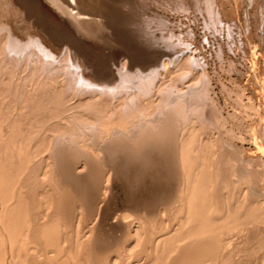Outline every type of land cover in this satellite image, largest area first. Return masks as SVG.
I'll return each mask as SVG.
<instances>
[{"label": "rangeland", "instance_id": "374dc122", "mask_svg": "<svg viewBox=\"0 0 264 264\" xmlns=\"http://www.w3.org/2000/svg\"><path fill=\"white\" fill-rule=\"evenodd\" d=\"M38 1L41 4L40 13H39L38 8L35 6H32L29 9L30 16L33 17V19H35L37 24L39 23L38 25H45L47 23V25H48L50 23V21L47 20L48 18H45L44 15H48V17L52 16L51 18H53V20L55 22H58V18L56 16V14H54L50 10V8L44 2V0H38ZM156 1H159V0H155V3H153V5L150 6V9L145 13L146 17H144V18H147L146 20H148V19H150V17H152L154 19V22H153V19L151 18V21L153 22V24H150V25L146 24L145 25L146 20L144 18L142 19L143 21L140 24V29H143V32L145 31L144 33H146V29L150 30L147 33L150 32L148 35L151 34L150 35L151 37L150 36L147 37L145 34V37L148 39L150 38L149 39L150 41L145 38L147 41H140L142 43V45L140 42H138L139 44L137 47V50L139 51L141 57L146 58L147 56L144 54H147V55L152 54L150 56V59L153 62L151 60H149V62L147 63L146 61H144L143 58H141L140 56H137V58L139 60L136 59L137 63L135 65V67L132 69L135 72L137 70V68H140V66H147V65L149 66V64L152 67L151 69L155 68L156 72L154 70V72H155V73L153 72L154 76L152 74H151L152 76L150 78L148 76L149 81H150V79H151V81L153 80L152 82L155 81L154 83L151 82V85L154 84L153 85L154 87L151 86L152 88H150V85H149V88H150L149 91H147L149 88L144 89L146 92L144 90L143 91L137 90L136 86L138 83L137 84L134 83L136 86H132V85H134V84H132L133 81L138 82L137 79H140V78L137 77L138 75L136 76L137 73L134 74V72L129 70L127 72L128 73L131 72L132 74L131 73L121 74L124 76L123 78H121V80L123 79L122 82L125 80L124 81L125 83H123V86L125 84V86H124L125 88L123 87L124 91L122 90V87L119 88V86H118L122 83H119L118 85L114 83L116 89L119 92L115 89L114 86H111V88L109 87L111 89V90H108L109 92L106 90L107 88H104L106 91H104L103 89H101L102 91L101 90L98 91L99 89L96 90L99 93L98 92L95 93L96 91L92 92V94H91V95H93L92 98L94 101L96 100L95 102L92 100V102H94L96 104L99 101L98 102L99 104L97 103V105H95L94 103H92V104L89 103V105L87 103H86V105L84 103H83V105L82 104L81 105H74L73 103H71L73 101H71L70 104L69 103H66V104L61 103L63 105L65 104L64 105L65 107H64L61 104H59L60 106H58L56 103L55 104L50 103V102L47 103V102H43V101L37 103V100L33 101L34 98H36L37 96L40 95L37 93V91H35V94L37 93L38 95H36L35 97H34V94H33V97H32V94H30V97H28L29 94L27 95V93L21 92V90H19V89H18L19 91L18 90L16 91L15 87L12 88L14 85L11 84L12 82H10L11 80H9L10 75L8 76V83L10 85L8 83L6 84V82H5V81H7V80H5V79H7V74H9L8 71L2 70L3 71L2 72L0 70V78L2 76L4 77V79H3V77L0 79V83H2L0 85V132H1L0 133V144H1L0 145V147H1L0 148V150H1L0 151V174H1L0 175V193H1L0 194V225H1L0 226V238H1L0 239V241H1L0 242V244H1L0 245V264H18V263L19 264H28V261H29V264H94V263L104 264L106 262H107L106 264H131V263L132 264H136V263L137 264H165V263L166 264H178L179 262H175L173 260L179 254L178 250L175 252L171 251L172 253H170V251L166 252L165 250L167 247L165 248L164 246L169 247V244L167 242L168 241L167 238H169L170 236L173 237V235H175L177 233L179 234L181 229H180V231L178 229L182 228L181 225L183 224V222H186V220H183V219H185V216L187 215L185 212L186 208L183 206V203H184V201H186L187 197L189 196L187 191L191 190V189H188L189 188L188 185H190L188 183L191 182V184H194L192 182V180L194 178L197 180L200 177L198 180L204 179L202 181L204 183H208V181L210 180L209 184L211 183V185L213 187L209 184H204V183L201 184L200 183L201 180L200 181L197 180L196 183L203 185V186L199 185V188L202 187L201 189H203V194L205 193L204 188H205L206 192L213 193L214 188L216 189V187L217 188L219 187L218 193H220V195H222V197H224V198L226 196V198H228L229 201H231V200L233 201L237 197L242 198V195L247 193L245 196H247L248 198H245V196L243 195V198H245V203H244L243 198L242 199L240 198L239 202L242 201V204H244V205L248 204L250 206H252V204L255 205L256 204L255 202H257V203L259 202L256 205V207L255 206L254 207L255 208L261 207L260 210L262 209L264 211V202H263L264 201V187H263L264 186V165H263L264 164V129H263L264 127H262V126H264V0H220V1L219 0H191V1L190 0H188V1L187 0H170V1L165 0V2L162 0L163 3H161V1H159L162 6L161 5L157 6L158 2H156ZM225 1H226V3H225ZM260 1H262V2H260ZM164 3L166 5H164ZM207 5H208V7H207ZM179 7L182 10H180ZM194 8H195V10H194ZM178 9H179V11H178ZM42 11H43V15L41 14ZM171 12H172V14H171ZM139 13L144 16V13L142 14V11H139L136 13L137 19H139L138 18V15H140ZM40 15L42 16V18ZM41 20H43V21H41ZM254 23L255 24L257 23V24L255 25ZM144 25L146 27L147 26L148 27L144 28ZM127 32H130V34L133 35L132 38L137 40V38L135 36L138 33V31H135V33H134L128 29ZM167 36L169 37V41L166 40V39H168ZM163 38H166V39H163ZM172 38H174V39H172ZM176 38H177V40H176ZM154 39L156 42L154 41ZM152 41H154V42H152ZM143 42H145V43H143ZM147 45H149V46H147ZM88 46H89L88 49H86L87 50L86 55L88 57L89 62H91V63L94 62V63H92L94 66L101 65V64H102L101 66H104V65L108 66L110 64V62H109L110 60H112L113 62H115L117 64L118 62H120L122 60V58L126 57L125 56L126 54L123 51H119L121 49H119L118 47L113 46L111 48L112 50L110 48H109V50H107V48L104 47L105 48V50H104L103 47H100L99 45H98L99 47H97V45L92 44V43H90ZM141 46H143L144 48L143 47L141 48ZM140 49H142V50H140ZM144 51H146V52H144ZM153 55H155V56L158 55V56L154 57ZM152 58L153 59L156 58V60H153ZM141 60H143L144 62ZM106 62H107V64H106ZM138 62L140 64H138ZM151 64H153L155 66H153ZM164 64H166L167 66ZM0 65H2V64L0 63ZM162 66H164V67L162 68ZM102 69H103L102 67H97L96 72L98 71L97 73H101ZM125 70L126 69H124V71ZM121 71H123V69ZM137 71L139 72L141 70L138 69ZM147 71L148 70H145V73H143V75L146 74ZM123 72H121V73H123ZM141 72H144V71H141ZM5 73H6V75H5ZM158 73H160V74H158ZM127 74L128 75L131 74L132 76L130 75L128 77ZM133 74L136 76V78ZM121 75H120V77H122ZM163 75L166 77H164ZM126 77H128V78L126 79ZM129 78H130V80H132L131 81L132 83L129 81ZM133 79H136V81ZM167 79L169 81H167ZM184 79H185V81H184ZM162 81H163V83H162ZM170 81H172V82H170ZM3 82H5V83H3ZM114 84H112V85H114ZM127 84H129V85L132 84V85L129 86ZM157 84L159 87L156 86ZM161 84L165 88L163 86L161 87ZM116 85L118 86V88ZM167 85H169V86H167ZM5 86H7V87H5ZM126 86H128V87H126ZM8 88H10V90ZM158 88H159V90H157ZM180 88H182V89H180ZM138 89H139V86H138ZM163 90H166L167 93L165 91L163 92ZM182 90H184V91H182ZM103 91L105 93H103ZM110 91L114 92L115 95H114V93H110ZM139 91H140V93H139ZM151 91H153V92H151ZM107 92H108V94H107ZM133 92H135V94ZM12 93L14 96H12ZM29 93H33V92H29ZM144 94H147V95H144ZM85 95H87V94H85ZM100 95H102L103 97ZM129 95H130V97H129L130 99L128 98ZM94 96H95V98H94ZM131 96H132L133 101L131 99ZM31 97H32V99H31ZM98 97L100 98L99 100L96 99ZM139 97H140V100H139ZM106 98H107V100L105 101ZM121 98H124V99H121ZM136 98H137V102L139 101L138 103L135 102ZM156 98H157V100H156ZM126 99H128V100H126ZM100 100H101V102H100ZM141 101H142V103H141ZM146 101H148V102H146ZM165 102H167V103H165ZM124 103H125V105H124ZM119 104L122 107H120ZM168 104H170V105H168ZM171 104H172V106H171ZM110 105H112L113 107ZM129 105H131V106H129ZM67 106H69V107H67ZM56 108L57 109L59 108V109L57 110ZM116 108H117V110H116ZM7 109H8V111H7ZM103 109L104 110L106 109V110L104 111ZM21 111H22V113H21ZM68 111H70V112L68 113ZM38 114H40V115H38ZM163 115H166V117H164ZM173 115H174V117H171ZM3 116H4V118H3ZM38 117L40 120L38 119ZM133 119H134V121H133ZM85 123H86V125H85ZM131 124H133V125H131ZM58 125H60V126H58ZM129 125H130V127H129ZM150 125L151 126L153 125V127H150ZM87 126H88V128H87ZM144 126H145V128H144ZM142 127H143V129H141ZM159 127H161L162 130H159L160 129ZM104 128L107 130H105ZM153 128H154V130H153ZM156 128H158V129H156ZM166 128L169 129V131ZM124 129L125 130L127 129V130L125 131ZM165 129H166V131H165ZM170 129L172 132H170ZM121 130L124 133H122ZM73 131H74V133H73ZM173 131H174V133H173ZM76 132H78V134H75ZM145 132L147 135L145 134ZM152 132L153 133L156 132V134H153ZM158 132L159 133L161 132L160 133L161 135ZM130 133L133 135L130 136L129 135ZM150 134H152V136ZM164 134H166V135H164ZM169 134H173V138H172V135H169ZM178 134H179V136H178ZM102 135H103V137H102ZM134 135H137V136H134ZM158 135H159V138H157ZM167 135H169L170 137ZM90 136H91V138H90ZM145 136L146 137L148 136V137L146 138ZM161 136H162V138H161ZM164 136L167 139V141L169 140V142L166 141ZM122 137H124V138L128 137L129 139L128 138L124 139ZM211 137H213V138H211ZM254 137L255 138L257 137V138L255 139ZM79 138L80 139L82 138L81 141ZM151 138L155 139V140H153L154 142L152 141ZM24 139H25V141H23ZM70 139H72V140H70ZM130 139L133 141H131ZM252 139L256 142H254ZM67 140H69V141H67ZM164 140L166 142H164ZM65 141H67V142L65 143ZM86 141H87V143H86ZM102 141H103V143H102ZM127 141L130 143H128ZM135 141H136V143H134ZM157 141H158V143H157ZM161 141H163L164 143L163 142L161 143ZM142 142H145V143H142ZM176 142L178 143L177 145L175 144ZM228 142H229L230 146L228 145ZM81 143H84V144H81ZM141 143H142L143 147L141 146ZM147 143H149L151 145L153 144V146L155 144V146H157L156 148L159 149V151H157V149H155V148L151 149V145H149ZM118 144H119V147H121V150L118 147ZM186 145L188 146L187 148L185 147ZM223 145H226V146H223ZM116 146L118 149L116 148ZM134 146H136L137 148ZM164 146L166 148H164ZM175 146L177 148H175ZM111 147L114 149H112ZM131 147H134L135 149L134 148L131 149ZM144 147L149 151H147ZM81 148L86 153H84L81 150ZM95 148H97V149H95ZM124 148L126 151L125 150L122 151ZM127 148L128 149L130 148V149L128 150ZM142 148L145 149V152H142ZM228 148H230V149H228ZM138 149H139L138 156L141 154L143 155L144 153L145 154L149 153L147 155L149 157V160L153 161L152 162L153 164L151 163V165L146 164L145 166H142L138 162L134 163L133 161H135V156H137ZM154 149L156 150L155 152L153 151ZM176 149H178V150H176ZM113 150H116V151L114 152ZM118 150H120V151H118ZM160 150H162L163 153L160 152ZM188 150H189V152H188ZM93 151H94V154H93ZM129 151H132V152L129 153ZM20 152H21V154H20ZM118 152H121V153L118 154ZM123 152H127L128 154L127 155L125 153L123 154ZM150 152H152L153 156L151 155ZM89 154H91L92 156L91 155L89 156ZM134 154H135V156H134ZM158 154H160V155H158ZM161 154H164V156H162ZM217 154H218V157H217ZM231 154H233V155H231ZM19 155H20V157H19ZM113 155H114V157L116 156V158H114ZM125 155L129 159L132 158L134 160L133 161L130 160L131 161L130 162L129 159H127V157ZM150 155H151V157H150ZM98 156H100V157H98ZM122 156H123V158H122ZM57 157H59V158H57ZM210 157H212V158H210ZM53 158H54V160H53ZM125 158H126V160H125ZM253 158H254V160H253ZM112 159H115V160L117 159L116 160L117 162L112 161ZM255 159H257L259 161L255 160ZM230 160L232 163L230 162ZM252 160H253V162H252ZM66 161H67V163H66ZM124 161L129 162V164L132 168L129 167L128 164H127V166L126 165L124 166V164H123ZM113 162H115V163H113ZM237 162H238V164H237ZM133 163L135 164L134 165L135 168H137V166L139 167V168H137L138 170L133 168V166H132ZM137 163L140 165H138ZM176 163H177V166H176ZM18 164L19 165L22 164V166L21 165L19 166ZM39 164H40V166H39ZM61 164H62V166H61ZM258 164H259V166H257ZM17 165L20 168L17 169ZM68 165H70V167L72 166L71 169L74 166L76 171L78 172V173L74 172L75 174L73 173L74 174L73 177H69V175L67 174L68 173L67 172ZM82 165H83V167H82ZM247 165H249V166H247ZM141 166L143 167V169ZM76 167L79 169H77ZM125 169L126 170L128 169V170L126 171ZM132 169H135L134 170L135 174H136V170L142 172V173H139L141 177L139 176L138 178H136V182L135 181L133 182V180H135V178H132V174H134ZM144 169L146 171H144ZM46 170H47V172H46ZM80 170H82L83 173H80L81 172ZM123 170H124V172H123ZM129 170H130V172H129ZM131 170H132V173H131ZM179 170H180V172L178 173ZM118 172H120V173L118 174ZM127 172H128V174L129 173L130 174L128 175ZM240 172H241V174H239ZM14 173H15V177L13 178L14 180H11L10 182H8L9 179H12V176L14 175ZM42 173H43V176H42ZM122 173H124L125 175ZM192 173H193V175H192ZM247 173L249 174V176L247 175ZM108 174H111V175H108ZM188 174H189V176H188ZM173 175L176 177H174ZM107 176H108V178H107ZM126 176L128 177V179ZM230 176H232V177H230ZM79 177H80V179H79ZM95 177L96 178L100 177V178L96 182L98 185H96V183H95L94 184L95 187H94V185L91 183V181H93L92 179ZM129 177H130V179H129ZM192 177H193V179H192ZM234 177H235V179H234ZM237 177H239V178H237ZM72 178H73V180H72ZM205 178H208V180L206 179L207 180L206 182H205ZM240 178H241L242 182L240 181ZM256 178H258V179H256ZM59 179H60V181H59ZM124 179H126V180H124ZM141 179H143V180H141ZM176 179H178V180H176ZM183 180H184V182H183ZM235 180H236V182H235ZM251 180L253 181V183H251L252 182ZM104 181H106V182H104ZM107 181H108V183H107ZM125 181H127V182H125ZM54 182L57 184V186H55L56 184ZM213 182H215V183H213ZM216 182H217V184H216ZM220 182L221 183L223 182L222 183L223 185ZM7 183H8V185H7ZM90 183L93 186L90 185ZM130 183H131V185H130ZM246 183H248V184H246ZM241 184H243V185H241ZM260 184H262V185H260ZM133 185H134V187H133ZM180 185H181V187L179 189H182V191L178 189V187ZM206 185L207 186L209 185V186L205 187ZM224 185L226 187L225 193L222 194V192H224V188H223ZM54 186H55V188L57 187L56 190H54L55 189ZM80 186H81V188H80ZM83 186H84V188H83ZM46 187H48V188H46ZM90 187H93V188H90ZM169 187L171 188V190L173 187V191L175 190L174 194L176 193V197H178L177 192L180 191L179 192L180 194L183 193L182 194L183 196H181V198H182L181 201L176 200L177 198L169 199V202L172 199H175V200H172L170 202L171 204H169V202L167 203L165 201V200H167V197L173 193V191H171ZM175 187H177V188H175ZM228 187H230V188L228 189ZM240 187H241V189L239 190ZM249 187H251V188H249ZM185 188H186V190H185ZM207 188L209 190L211 188V192L208 191ZM220 188H221V190H220ZM12 189H14V190H12ZM176 189H178V191ZM201 189H200V191H202ZM230 189H231V191H230ZM4 190L6 191V193L4 192ZM40 190H42V191H40ZM238 190H239V192H238ZM167 191H169L171 193L168 194ZM215 191H216L215 192V194H216L217 190H215ZM2 192H4V194ZM42 192H44V193H42ZM101 192H102V194H101ZM190 192H189V194H190ZM164 193H165V195H163ZM209 193H207L208 196L205 195L206 193L204 194L205 196H207V197H205V199L207 198V201H209L211 198V197H209V195L215 196V197L219 196V197H217V200H218V198L221 197L219 194L215 195L213 193L214 194L213 195V194H209ZM7 194H9V195H7ZM65 194H67V196ZM229 194L232 197H234V199L231 198ZM232 194L235 196H233ZM254 194H258V195H254ZM159 195L162 196V197H159L161 199H159L158 201H155L158 199ZM60 197L64 198V199L61 200ZM156 197H157V199H155ZM208 197H209V200H208ZM215 197L213 199L211 198V200H214ZM229 197L231 198V200L229 199ZM256 197H258V198H256ZM5 198H7V199H5ZM80 198H82V199H80ZM188 198H190V197H188ZM253 198H254V200H253ZM9 199H10V201H9ZM57 199L59 201H57ZM104 199H105V202H104ZM66 200H67V202H66ZM78 200H79V203H78ZM159 201L164 206L162 204H160ZM174 201H176V204ZM89 202H92V203L88 204ZM146 202H148L150 204H154V203H156V204H154L155 206L153 205V207H152V205H150L148 203L145 204ZM173 202L175 204L174 207L177 204H179L177 206L181 207V205H182L185 208L184 209L185 211L183 210L184 214H183V212H180L182 214L179 213L180 209H183V207H181L180 209L177 206H176V208L172 207ZM133 203L136 206L133 205ZM87 205L88 206L90 205V206L88 207ZM146 205H147V208H145ZM49 206H50V208H49ZM12 207H13V209H12ZM20 207L23 209V211ZM47 207H48V209H47ZM79 207H80V209H79ZM171 207H172V209H171ZM17 208H19L18 209L19 211H17ZM56 208H57V210H56ZM86 208H88V209H86ZM152 208H153V210H152ZM169 208L171 209V211ZM14 209H15V211H14ZM67 209H69V210H67ZM150 209L152 210V213L149 211ZM61 210L63 213L61 212ZM97 210H98V212H97ZM158 210H159V212H158ZM172 210L175 211V213L174 212L172 213ZM81 212H83V213H81ZM149 212H150V214H149ZM153 212L155 214H153ZM15 213H18V215H15ZM43 213H44V215H42ZM71 214H73L74 216ZM90 214H92V215H90ZM152 214H153V216H152ZM173 214H176L175 215L176 217L173 216ZM149 215H151V218H149L150 217ZM5 216L7 218H5ZM67 216L70 217V218H68V220H67ZM147 216H149V217L146 218ZM53 217H54V219H53ZM144 217H145V219H143ZM139 218H142V219H139ZM170 219L173 220V222ZM180 219L182 220L181 221L182 223H180L181 225L179 224ZM78 221H80L81 223ZM142 221L146 222V223L143 224ZM148 221H150V222H148ZM50 223H51V225H50ZM125 223H127V225ZM148 223L150 224L149 226H147ZM52 224H54L53 226H55V228L52 226ZM65 224L67 226H65ZM185 224L187 226V223H184V225ZM141 225H143V226H141ZM229 225H231V224H229ZM96 226H97V228H96ZM170 226H172V227H170ZM35 227H38V228H35ZM64 227H65V229H64ZM68 227L69 228L71 227L70 228L71 231L68 230ZM177 227H179V228H177ZM14 228L16 230H14ZM47 228L48 229L51 228L52 230L50 231V229H49V231H50L49 232V231H47ZM137 229H138V231H137ZM90 230H91V232H90ZM144 230H145V232H144ZM174 230H176L177 233H175L176 231H174ZM229 230H231V229H229ZM12 231H15V232L12 233ZM44 231L47 232V234ZM74 231H75V233H74ZM237 231L235 229H233L230 231V233H228L229 238L227 239V241L224 242V244H223L224 246L223 247L221 246V248L219 249V252L217 250V254L215 256L216 260H217V261L215 260L216 263L214 261L212 262L211 260H209V261H207V264H211V263L212 264H218V263L219 264H227V263L228 264H248L249 262H250V264H264V253H263L264 248H262L261 250L260 249L256 250L257 248L255 249V246H254V239L257 235L253 239V237H252L253 231L250 230L251 235L249 234L250 231H247L246 229L240 230L238 228ZM94 232H95V234H94ZM49 234L52 236L55 234V236L52 238V236H50ZM145 234H147V236ZM247 234H248V236H246ZM134 235L136 237H134ZM143 235H145V236H143ZM167 235H169V236H167ZM254 235H255V233H254ZM164 236H166V237H164ZM145 237H146V239H145ZM163 237H164V239H162L163 244H161L162 242L159 239H161ZM246 237L248 240L246 239ZM231 238H232V240H231ZM250 239H253V240H250ZM51 240H53L54 243L52 241V244H49L51 242ZM99 240H100V242H99V244H97ZM165 240H167V241L165 242ZM47 241H50V242H47ZM95 241H96V243H95ZM157 241H159L158 245L156 244ZM228 241H229V243L230 242L231 243L228 244ZM149 242H150V244H149ZM151 242H153L155 244H152ZM250 242L251 243L253 242V243L250 244ZM164 243H165V245H164ZM166 243H167V245H166ZM122 244L124 246H122ZM225 244H227L228 246ZM95 245L98 248L100 247L102 250H100V248L98 250V248H96ZM142 245H143V247H142ZM229 245H230V247H229ZM49 246H51V247H49ZM69 247H71V248H69ZM119 247H121L122 249L121 248L119 249ZM130 247H132V248L129 249ZM85 248H86V250H85ZM93 248H95V250ZM116 248L118 250H116ZM162 248H164L165 250ZM90 249L91 250L93 249V250L91 251ZM151 249H152V251H151ZM109 250H111V251H109ZM120 250H122V251H120ZM91 252H92V254H91ZM68 253H70L71 256H69L70 254L68 255ZM97 253H98V255H97ZM99 253H100V255H99ZM162 253H164V254H162ZM244 253H246V254H244ZM37 254H39V255H37ZM260 254H262V255H260ZM82 255H84V256H82ZM162 255H163V257L160 258L159 261H156ZM167 256H168V258H167ZM96 257H98V258H96ZM247 258H248V260H247ZM103 259H104V261H103ZM259 259H261L263 262ZM163 260H164V262H163ZM245 260H246V263H245ZM100 261H101V263H100ZM222 261H223V263H222ZM179 264H191V262L189 260H185V262L179 263Z\"/></svg>", "mask_w": 264, "mask_h": 264}, {"label": "bare ground", "instance_id": "6f19581e", "mask_svg": "<svg viewBox=\"0 0 264 264\" xmlns=\"http://www.w3.org/2000/svg\"><path fill=\"white\" fill-rule=\"evenodd\" d=\"M159 1H161V3H163V1L165 2V0H159ZM159 1H156V2H158L157 3V6H159V5H161V3L159 2ZM170 1V0H169ZM188 1V0H187ZM191 1V0H190ZM220 1V0H219ZM218 1V2H219ZM44 2L48 5V7L50 8V10L54 13V14H56V16H57V18H58V22H55L54 20H53V18H51L52 16H50V17H48V15H44V17L45 18H48L47 20H49L50 21V23L47 25V23L45 24V25H38L37 24V22L35 21V19H33V17H31L30 16V14H29V9H30V7H32V6H35V7H37L38 8V10H39V13H40V9H41V4L39 3V1L38 0H0V63L2 64V65H0V70L2 71H8V73L9 74H7V79H5V80H7V81H5L6 82V84L8 83V76L10 75V78H9V80H11L10 82H12L11 84H13L14 86L12 87V88H14L15 87V89H16V91L19 89V90H21V92H25V93H27V95H28V97H30V94H32V97H33V94H34V97L36 96V95H38V94H40L39 96H37L36 98H34L33 99V101L34 100H37V103L38 102H47V103H56L58 106H60L59 104H61V103H69L70 104V102L71 101H73V102H71V103H73L74 105H83V103L86 105V103L89 105V103L90 104H92V103H94L95 101L93 100V95H91L92 94V92H94V91H96V90H98V91H100L101 89H103L104 91H108V90H111L110 88H111V86H114L115 87V84H119V83H122V84H120V85H118L119 86V88H121L122 87V90L124 91V89H123V87L125 86V84H124V86H123V83H125L124 81L122 82V80H121V78H123L124 76L123 75H121V74H125V73H128L127 71H129V70H131L132 72H134L132 69L135 67V65H136V61L137 60H139L138 58H137V56H140L141 57V55H140V53H139V51L137 50V47H138V42H140V41H147L146 39H148V38H146L145 37V34H146V36L148 37V36H150V35H148L149 33H147L148 31H150L149 29L147 30L146 29V33H144L143 32V29H140V24H141V22L143 21L142 19L144 18V17H146L145 16V13L150 9V6L151 5H153V3H155V0H44ZM174 2V1H173ZM172 2V3H173ZM181 2V1H180ZM206 2V1H205ZM209 2V1H208ZM216 2V1H215ZM259 2V1H258ZM260 2H262V1H260ZM202 3V2H201ZM225 3H226V1H225ZM200 4V3H199ZM263 4V3H262ZM156 5V4H155ZM164 5H166L165 3H164ZM193 5V4H192ZM191 5V6H192ZM162 6V5H161ZM175 6V5H174ZM179 6V5H178ZM186 6V5H185ZM165 7V6H164ZM187 7V6H186ZM207 7H208V5H207ZM229 7V6H228ZM171 8V7H170ZM223 8V7H222ZM163 9V8H162ZM174 9V8H173ZM177 9V8H176ZM179 9H180V7H179ZM179 9H178V11H179ZM197 9V8H196ZM208 9V8H207ZM180 10H182V9H180ZM194 10H195V8H194ZM198 10V9H197ZM139 11H142V14L144 13V16L143 15H141L140 13V15H138V18L139 19H137V17H136V13L137 12H139ZM163 11V10H162ZM174 11V10H173ZM222 11V10H221ZM185 12V11H184ZM38 13V14H39ZM150 13V12H149ZM170 13V12H169ZM214 13V12H213ZM41 14L43 15V11L41 12ZM47 14V13H46ZM153 14V13H152ZM155 14V13H154ZM171 14H172V12H171ZM179 14V13H178ZM185 14V13H184ZM41 16V15H40ZM155 16V15H154ZM54 17V16H53ZM41 18H42V16H41ZM40 18V19H41ZM151 18L152 17H150V19H148V20H146L147 18H144L145 20H146V22H145V25L147 24V25H150V24H153V22H154V19H153V22L151 21ZM162 18V17H161ZM37 20V19H36ZM144 20V21H145ZM38 21V20H37ZM41 21H43V20H41ZM149 21V22H148ZM152 22V23H151ZM167 22V21H166ZM149 23V24H148ZM160 23V22H159ZM255 24V23H254ZM257 24V23H256ZM255 24V25H256ZM56 25V26H55ZM144 25V28L146 27ZM162 25V24H161ZM167 25V24H166ZM171 25V24H170ZM142 26V25H141ZM159 26V25H158ZM148 27V26H147ZM146 27V28H147ZM150 27V26H149ZM172 27V26H171ZM143 28V27H142ZM130 30L131 32H134L135 33V31H138V35L136 34V38H137V40L136 39H134V38H132V34H130V32H127V30ZM153 29V28H152ZM161 29V28H160ZM171 32V31H170ZM129 33V34H128ZM153 33V32H152ZM161 33V32H160ZM167 33V32H166ZM144 34V35H143ZM179 35V34H178ZM144 36V37H143ZM160 36V35H159ZM166 36V35H165ZM169 36V35H168ZM167 36V37H168ZM151 37V36H150ZM146 38V39H145ZM150 39V38H149ZM148 39V40H149ZM162 39V38H161ZM163 39H166V38H163ZM172 39H174V38H172ZM166 40H168L169 41V37H168V39H166ZM176 40H177V38H176ZM150 41V40H149ZM154 41H155V39H154ZM154 41H152V42H154ZM156 42V41H155ZM163 42V41H162ZM166 42V41H165ZM90 43H92V44H95V45H97V47H105V48H107V50H109V48L111 49L113 46L114 47H118L119 49H121V50H119V51H123L126 55V57L125 58H122V60L120 61V62H118L117 64L115 63V62H113L112 60H110L109 62H110V64L108 65V66H101V65H97V66H94L92 63H94V62H89V60H88V57H87V55H86V49H88V45L90 44ZM141 43V42H140ZM143 43H145V42H143ZM172 43V42H171ZM148 44V43H147ZM99 45V46H98ZM141 45H142V43H141ZM147 46H149V45H147ZM92 47V46H91ZM143 46H141V48H142ZM105 48H104V50H105ZM144 48V47H143ZM91 49V48H90ZM173 49V48H172ZM103 50V49H102ZM112 50V49H111ZM114 50V49H113ZM140 50H142V49H140ZM147 50V49H146ZM151 50V49H150ZM144 52H146V51H144ZM150 52V51H149ZM148 52V53H149ZM158 52V51H157ZM173 52V51H172ZM187 52V51H186ZM123 53V54H124ZM185 53V52H184ZM154 54V53H153ZM156 54V53H155ZM181 54V53H180ZM144 55H146L147 57L146 58H144V57H141V58H143L144 59V61H146L147 63L149 62V60H151L150 59V56L152 55H150V54H144ZM154 57H157L158 55H153ZM152 56V57H153ZM180 57V56H179ZM178 57V58H179ZM187 57V56H186ZM140 58V59H141ZM137 59V60H136ZM153 59V58H152ZM185 59V58H184ZM95 60V59H94ZM153 60H156V58L155 59H153ZM164 60V59H163ZM141 61H143V60H141ZM143 61V62H144ZM152 61V60H151ZM108 62V63H109ZM153 62V61H152ZM151 62V63H152ZM169 62V61H168ZM155 63V62H154ZM104 64V63H103ZM106 64H107V62H106ZM138 64H140L139 62H138ZM183 64V63H182ZM181 64V65H182ZM143 65V64H142ZM151 65H153V64H151ZM163 65V64H162ZM164 65H166V64H164ZM179 65V64H178ZM139 66V65H138ZM137 66V67H138ZM153 66H155V65H153ZM167 66V65H166ZM97 67H102L103 69H102V71H101V73H97L96 72V69H97ZM124 67V68H123ZM136 67V68H137ZM164 66H162V68H163ZM152 67L150 66V64H149V66L147 65V66H140V68H137V70L139 69V70H141V71H144V72H141V71H137L136 69V71L134 72V74H136V76L138 77V78H140V79H137L138 80V82L136 81V79H133V80H135L136 82H134L133 81V83L131 82L132 80H130V78H129V81L132 83V84H134V83H138L137 84V86L134 84V85H132V84H130V85H132V86H136V88H137V90H144V89H148L149 88V85H150V88H152L151 86H153V85H151V82L153 81H151V79H150V81L148 80V76H149V78L153 75V72H154V70H155V68H153V69H151ZM123 69V71H124V69H126L124 72L123 71H121ZM145 70H148L147 72H146V74H144L143 75V73H145ZM165 70V69H164ZM2 71V72H3ZM100 72V71H99ZM121 72H123V73H121ZM155 72H156V70H155ZM154 72V73H155ZM165 72V71H164ZM129 73H131V72H129ZM128 73V74H129ZM141 73V74H140ZM162 73V72H161ZM127 74V76L129 77L130 75H128ZM133 74V75H134ZM152 74V75H151ZM158 74H160V73H158ZM163 74V73H162ZM5 75H6V73H5ZM120 75L122 76V77H120ZM156 75V74H155ZM166 75V74H165ZM170 75V74H169ZM132 76V75H131ZM135 76V75H134ZM136 76H135V78H136ZM154 76V75H153ZM164 76V75H163ZM162 76V77H163ZM3 77V76H2ZM1 77V78H2ZM128 77H126V79L128 78ZM159 77V76H158ZM164 77H166V76H164ZM172 77V76H171ZM0 78V79H1ZM134 78V77H133ZM155 78V77H154ZM161 78V77H160ZM159 78V79H160ZM3 79H4V77H3ZM156 79V78H155ZM154 79V80H155ZM170 79V78H169ZM157 80V79H156ZM162 80V79H161ZM164 80V79H163ZM180 80V79H179ZM128 81V82H129ZM167 81H169L168 79H167ZM184 81H185V79H184ZM5 82H3V83H5ZM155 82V81H154ZM154 82H152V83H154ZM170 82H172V81H170ZM115 83V84H114ZM160 83V82H159ZM162 83H163V81H162ZM190 83V82H189ZM2 83H0V85H1ZM5 84V85H6ZM9 84V83H8ZM112 84H114V85H112ZM172 84V83H171ZM179 84V83H178ZM10 85V84H9ZM110 85V86H109ZM116 85V86H117ZM127 85H129V84H127ZM129 85V86H130ZM165 85V84H164ZM182 85V84H181ZM180 85V86H181ZM186 85V84H185ZM3 86V85H2ZM118 86H117V88H118ZM138 86H139V89H138ZM156 86H158V84L156 85ZM155 86V87H156ZM163 85L161 84V87H162ZM167 86H169V85H167ZM190 86V85H189ZM5 87H7V86H5ZM110 87V88H109ZM126 87H128V86H126ZM154 87V86H153ZM159 87V86H158ZM164 87V86H163ZM173 87V86H172ZM183 87V86H182ZM187 87V86H186ZM4 88V87H3ZM104 88H107L106 90L104 89ZM125 88V87H124ZM130 88V87H129ZM150 88L147 90V91H149L150 90ZM165 88V87H164ZM176 88V87H175ZM185 88V87H184ZM9 90H10V88H8ZM115 89H116V87H115ZM114 89V90H115ZM180 89H182V88H180ZM189 89V88H188ZM18 90V91H19ZM113 90V91H114ZM117 90V89H116ZM126 90V89H125ZM157 90H159V88L157 89ZM167 90V89H166ZM166 90H163V92L165 91L166 92ZM178 90V89H177ZM35 91H37V93L35 94ZM98 91H96L95 93H97ZM102 91V90H101ZM103 91V93H105ZM118 91V90H117ZM116 91V92H117ZM121 91V90H120ZM130 91V90H129ZM140 91H139V93H140ZM145 91V90H144ZM179 91V90H178ZM182 91H184V90H182ZM20 92V93H21ZM29 92H33V93H29ZM109 92V91H108ZM108 92H107V94H108ZM119 92V91H118ZM122 92V91H121ZM128 92V91H127ZM146 92V91H145ZM151 92H153V91H151ZM15 93V92H14ZM99 93V92H98ZM110 93H114V92H111L110 91ZM124 93V92H123ZM134 94H135V92H133ZM167 93V92H166ZM180 93V92H179ZM16 94V93H15ZM85 94H87V95H85ZM6 95V94H5ZM8 95V94H7ZM95 95V94H94ZM114 95H115V93H114ZM118 95V94H117ZM116 95V96H117ZM144 95H147V94H144ZM184 95V94H183ZM11 96V95H10ZM12 96H14L13 95V93H12ZM26 96V95H25ZM96 96V95H95ZM95 96H94V98H95ZM99 96V95H98ZM100 96H102V95H100ZM107 96V95H106ZM111 96V95H110ZM136 96V95H135ZM140 96V95H139ZM150 96V95H149ZM148 96V97H149ZM27 97V98H28ZM32 97H31V99H32ZM103 97V96H102ZM101 97V98H102ZM114 97V96H113ZM130 97V95L128 96V98ZM13 98V97H12ZM25 98V97H24ZM26 98V99H27ZM105 98V97H104ZM120 98V97H119ZM144 98V97H143ZM180 98V97H179ZM15 99V98H14ZM18 99V98H17ZM16 99V100H17ZM20 99V98H19ZM30 99V98H29ZM30 99V100H31ZM96 99H100L99 97L98 98H96ZM111 99V98H110ZM114 99V98H113ZM116 99V98H115ZM121 99H124V98H121ZM130 99V98H129ZM131 99H132V96H131ZM142 99V98H141ZM154 99V98H153ZM183 99V98H182ZM12 100V99H11ZM92 100L94 101V102H92ZM97 100V101H98ZM107 100V98L105 99V101ZM126 100H128V99H126ZM139 100H140V97H139ZM147 100V99H146ZM156 100H157V98H156ZM170 100V99H169ZM178 100V99H177ZM186 100V99H185ZM24 101V100H23ZM26 101V100H25ZM104 101V102H105ZM113 101V100H112ZM132 101H133V99H132ZM150 101V100H149ZM162 101V100H161ZM160 101V102H161ZM174 101V100H173ZM182 101V100H181ZM187 101V100H186ZM99 102V101H98ZM97 102V103H98ZM100 102H101V100H100ZM125 102V101H124ZM136 103H138L137 102V98H136V101H135ZM145 102V101H144ZM146 102H148V101H146ZM176 102V101H175ZM16 103V102H15ZM19 103V102H18ZM97 103L95 104V105H97ZM111 103V102H110ZM122 103V102H121ZM128 103V102H127ZM135 103V104H136ZM141 103H142V101H141ZM153 103V102H152ZM157 103V102H156ZM164 103V102H163ZM165 103H167V102H165ZM178 103V102H177ZM64 104V105H65ZM99 104V103H98ZM108 104V103H107ZM114 104V103H113ZM123 104V103H122ZM132 104V103H131ZM182 104V103H181ZM38 105V104H37ZM49 105V104H48ZM52 105V104H51ZM62 106H64L63 104H61ZM73 105V106H74ZM120 105V104H119ZM118 105V106H119ZM124 105H125V103H124ZM133 105V104H132ZM150 105V104H149ZM154 105V104H153ZM167 105V104H166ZM168 105H170V104H168ZM178 105V104H177ZM7 106V105H6ZM22 106V105H21ZM100 106V105H99ZM102 106V105H101ZM107 106V105H106ZM110 106H112V105H110ZM127 106V105H126ZM129 106H131V105H129ZM136 106V105H135ZM145 106V105H144ZM152 106V105H151ZM162 106V105H161ZM171 106H172V104H171ZM65 107V106H64ZM67 107H69V106H67ZM66 107V108H67ZM71 107V106H70ZM93 107V106H92ZM113 107V106H112ZM111 107V108H112ZM120 107H122L121 105H120ZM163 107V106H162ZM166 107V106H165ZM102 108V107H101ZM107 108V107H106ZM131 108V107H130ZM164 108V107H163ZM21 109V108H20ZM57 109V108H56ZM59 109V108H58ZM57 109V110H58ZM68 109V108H67ZM166 109V108H165ZM35 110V109H34ZM45 110V109H44ZM71 110V109H70ZM104 110V109H103ZM106 110V109H105ZM104 110V111H105ZM116 110H117V108H116ZM141 110V109H140ZM7 111H8V109H7ZM42 111V110H41ZM96 111V110H95ZM198 111V110H197ZM3 112V111H2ZM18 112V111H17ZM29 112V111H28ZM70 111H68V113H69ZM168 112V111H167ZM172 112V111H171ZM9 113V112H8ZM21 113H22V111H21ZM97 113V112H96ZM129 113V112H128ZM13 114V113H12ZM25 114V113H24ZM30 114V113H29ZM80 114V113H79ZM102 114V113H101ZM119 114V113H118ZM164 114V113H163ZM173 114V113H172ZM11 115V114H10ZM9 115V116H10ZM38 115H40V114H38ZM168 115V114H167ZM8 116V117H9ZM29 116V115H28ZM36 116V115H35ZM77 116V115H76ZM164 117H166V115H163ZM73 117V116H72ZM109 117V116H108ZM146 117V116H145ZM169 117V116H168ZM171 117H174V115L173 116H171ZM179 117V116H178ZM3 118H4V116H3ZM76 118V117H75ZM150 118V117H149ZM38 119H39V117H38ZM80 119V118H79ZM115 119V118H114ZM161 119V118H160ZM163 119V118H162ZM13 120V119H12ZM17 120V119H16ZM40 120V119H39ZM73 120V119H72ZM102 120V119H101ZM18 121V120H17ZM38 121V120H37ZM133 121H134V119H133ZM151 121V120H150ZM178 121V120H177ZM61 122V121H60ZM13 123V122H12ZM65 123V122H64ZM77 123V122H76ZM3 124V123H2ZM32 124V123H31ZM60 124V123H59ZM106 124V123H105ZM129 124V123H128ZM147 124V123H146ZM153 124V123H152ZM63 125V124H62ZM71 125V124H70ZM85 125H86V123H85ZM90 125V124H89ZM131 125H133V124H131ZM137 125V124H136ZM169 125V124H168ZM27 126V125H26ZM35 126V125H34ZM54 126V125H53ZM58 126H60V125H58ZM73 126V125H72ZM91 126V125H90ZM95 126V125H94ZM122 126V125H121ZM124 126V125H123ZM139 126V125H138ZM8 127V126H7ZM47 127V126H46ZM129 127H130V125H129ZM150 127H153V125L151 126L150 125ZM262 127H264V126H262ZM5 128V127H4ZM17 128V127H16ZM67 128V127H66ZM87 128H88V126H87ZM126 128V127H125ZM134 128V127H133ZM139 128V127H138ZM144 128H145V126H144ZM155 128V127H154ZM154 128H153V130H154ZM160 129L159 130H162L161 129V127H159ZM163 128V127H162ZM176 128V127H175ZM178 128V127H177ZM2 129V128H1ZM48 129V128H47ZM63 129V128H62ZM82 129V128H81ZM105 129V128H104ZM132 129V128H131ZM141 129H143V127L141 128ZM156 129H158V128H156ZM167 129V128H166ZM166 129H165V131H166ZM173 129V128H172ZM264 129V128H263ZM65 130V129H64ZM77 130V129H76ZM96 130V129H95ZM101 130V129H100ZM105 130H107V129H105ZM125 130V129H124ZM127 130V129H126ZM125 130V131H126ZM140 130V129H139ZM146 130V129H145ZM152 130V131H153ZM168 131H169V129H167ZM119 131V130H118ZM122 131V130H121ZM132 131V130H131ZM59 132V131H58ZM61 132V131H60ZM68 132V131H67ZM85 132V131H84ZM97 132V131H96ZM114 132V131H113ZM135 132V131H134ZM143 132V131H142ZM162 132V131H161ZM160 132V133H161ZM170 132H172L171 131V129H170ZM180 132V131H179ZM1 133V132H0ZM73 133H74V131H73ZM120 133V132H119ZM122 133H124L123 131H122ZM127 133V132H126ZM153 133V132H152ZM159 133V132H158ZM159 133V134H160ZM165 133V132H164ZM173 133H174V131H173ZM183 133V132H182ZM75 134H78V132H76ZM85 134V133H84ZM106 134V133H105ZM111 134V133H110ZM117 134V133H116ZM139 134V133H138ZM137 134V135H138ZM145 134H146V132H145ZM153 134H156V132L155 133H153ZM261 134V133H260ZM2 135V134H1ZM10 135V134H9ZM19 135V134H18ZM21 135V134H20ZM61 135V134H60ZM100 135V134H99ZM120 135V134H119ZM126 135V134H125ZM130 136L131 135H133V134H129ZM137 135H134V136H137ZM147 135V134H146ZM151 136H152V134H150ZM161 135V134H160ZM164 135H166V134H164ZM169 135H172V138H173V134H169ZM169 135H167V136H169ZM175 135V134H174ZM182 135V134H181ZM33 136V135H32ZM71 136V135H70ZM85 136V135H84ZM97 136V135H96ZM113 136V135H112ZM127 136V135H126ZM133 136V137H134ZM139 136V135H138ZM178 136H179V134H178ZM255 136V135H254ZM16 137V136H15ZM87 137V136H86ZM101 137V136H100ZM102 137H103V135H102ZM114 137V136H113ZM129 137V136H128ZM127 137V138H128ZM142 137V136H141ZM146 137V136H145ZM148 137V136H147ZM146 137V138H147ZM170 137V136H169ZM168 137V138H169ZM57 138V137H56ZM88 138V137H87ZM90 138H91V136H90ZM115 138V137H114ZM122 138H124V137H122ZM127 138H124V139H127ZM157 138H159V135H158V137ZM161 138H162V136H161ZM164 138H165V136H164ZM175 138V137H174ZM211 138H213V137H211ZM215 138V137H214ZM217 138V137H216ZM255 138V137H254ZM253 138V139H254ZM257 138V137H256ZM255 138V139H256ZM13 139V138H12ZM60 139V138H59ZM80 139V138H79ZM82 139V138H81ZM81 139H80V141H81ZM84 139V138H83ZM98 139V138H97ZM121 139V138H120ZM129 139V138H128ZM134 139V138H133ZM152 139V138H151ZM166 139V138H165ZM179 139V138H178ZM207 139V138H206ZM252 139V140H253ZM70 140H72V139H70ZM113 140V139H112ZM131 140V139H130ZM142 140V139H141ZM153 140H155V139H152V141ZM172 140V139H171ZM187 140V139H186ZM211 140V139H210ZM222 140V139H221ZM23 141H25V139L23 140ZM48 141V140H47ZM53 141V140H52ZM56 141V140H55ZM59 141V140H58ZM67 141H69V140H67ZM67 141H65V143L67 142ZM89 141V140H88ZM95 141V140H94ZM123 141V140H122ZM131 141H133V140H131ZM166 141H167V139H166ZM165 140H164V142H166ZM254 141V140H253ZM15 142V141H14ZM73 142V141H72ZM128 142V141H127ZM150 142V141H149ZM154 142V141H153ZM163 141H161V143H162ZM163 142V143H164ZM167 142H169V140L167 141ZM172 142V141H171ZM178 142V141H177ZM175 143L176 145L178 144V143ZM182 142V141H181ZM195 142V141H194ZM204 142V141H203ZM209 142V141H208ZM254 142H256V141H254ZM61 143V142H60ZM71 143V142H70ZM85 143V142H84ZM84 143H81V144H84ZM86 143H87V141H86ZM101 143V142H100ZM102 143H103V141H102ZM125 143V142H124ZM128 143H130V142H128ZM127 143V144H128ZM132 143V142H131ZM134 143H136V141L134 142ZM142 143H145V142H142ZM142 143H141V146H142ZM156 143V142H155ZM157 143H158V141H157ZM156 143V144H157ZM197 143V142H196ZM224 143V142H223ZM59 144V143H58ZM126 144V143H125ZM147 144H149V143H147ZM171 144V143H170ZM1 145V144H0ZM77 145V144H76ZM79 145V144H78ZM149 145H151V144H149ZM160 145V144H159ZM163 145V144H162ZM165 145V144H164ZM228 145H229V142H228ZM29 146V145H28ZM43 146V145H42ZM70 146V145H69ZM106 146V145H105ZM108 146V145H107ZM148 146V145H147ZM154 146H155V144H154ZM153 146V144L151 145V149L152 148H155V149H157L156 147L157 146H155L154 147ZM172 146V145H171ZM223 146H226V145H223ZM230 146V145H229ZM13 147V146H12ZM118 147H119V144H118ZM134 147H136V146H134ZM134 147H131V149L132 148H134ZM143 147V146H142ZM146 147V146H145ZM144 147V148H145ZM149 147V146H148ZM174 147V146H173ZM172 147V148H173ZM186 148L188 147L187 145L185 146ZM257 147V146H256ZM1 148V147H0ZM50 148V147H49ZM92 148V147H91ZM100 148V147H99ZM112 148V147H111ZM116 148H117V146H116ZM115 148V149H116ZM120 148V150H121V147H119ZM123 148V147H122ZM137 148V147H136ZM141 148V147H140ZM147 148V147H146ZM145 148V149H146ZM164 148H166L165 146H164ZM175 148H177L176 146H175ZM185 148V149H186ZM95 149H97V148H95ZM104 149V148H103ZM108 149V148H107ZM106 149V150H107ZM112 149H114V148H112ZM111 149V150H112ZM118 149V148H117ZM128 149V148H127ZM130 149V148H129ZM128 149V150H129ZM135 149V148H134ZM145 149H143L142 148V152H145ZM150 149V148H149ZM150 149V150H151ZM153 150L154 152L156 151V150ZM174 149V148H173ZM228 149H230V148H228ZM227 149V150H228ZM233 149V148H232ZM17 150V149H16ZM73 150V149H72ZM81 150L84 152V153H86L82 148H81ZM109 150V149H108ZM120 150H118V151H120ZM125 150V148L122 150V151H124ZM147 150V149H146ZM164 150V149H163ZM168 150V149H167ZM171 150V149H170ZM176 150H178V149H176ZM1 151V150H0ZM6 151V150H5ZM100 151V150H99ZM114 152L116 151V150H113ZM112 151V152H113ZM126 151V150H125ZM141 151V150H140ZM147 151H149V150H147ZM152 151V150H151ZM157 151H159V149H157ZM165 151V150H164ZM194 151V150H193ZM196 151V150H195ZM209 151V150H208ZM211 151V150H210ZM16 152V151H15ZM97 152V151H96ZM107 152V151H106ZM130 152H132V151H129V153ZM134 152V151H133ZM160 152H162V150H160ZM170 152V151H169ZM175 152V151H174ZM173 152V153H174ZM185 152V151H184ZM188 152H189V150H188ZM75 153V152H74ZM82 153V152H81ZM101 153V152H100ZM110 153V152H109ZM119 153H121V152H118V154ZM128 154L127 152H123V154ZM138 153H139V149H138V151H137V156H135V154H134V156H135V161H133L134 159H132V158H128L126 155V157H127V159H129V161L130 160H132L134 163L135 162H138V163H140L142 166H145L146 164H148V165H151V163L153 162V161H150L149 160V157H148V155L147 154H149V153H144L143 155L141 154V155H139L138 156ZM151 153V155H152V152H150ZM158 153V152H157ZM163 153V152H162ZM167 153V152H166ZM20 154H21V152H20ZM25 154V153H24ZM93 154H94V151H93ZM106 154V153H105ZM104 154V155H105ZM116 154V153H115ZM122 154V155H123ZM132 154V153H131ZM175 154V153H174ZM190 154V153H189ZM193 154V153H192ZM214 154V153H213ZM219 154V153H218ZM218 154H217V157H218ZM223 154V153H222ZM225 154V153H224ZM6 155V154H5ZM91 154H89V156H90ZM100 155V154H99ZM109 155V154H108ZM130 155V154H129ZM128 155V156H129ZM151 155H150V157H151ZM158 155H160V154H158ZM162 156H164V154H161ZM176 155V154H175ZM182 155V154H181ZM231 155H233V154H231ZM57 156V155H56ZM83 156V155H82ZM86 156V155H85ZM92 156V155H91ZM94 156V155H93ZM124 156V155H123ZM123 156H122V158H123ZM153 156V155H152ZM167 156V155H166ZM173 156V155H172ZM178 156V155H177ZM194 156V155H193ZM200 156V155H199ZM2 157V156H1ZM19 157H20V155H19ZM64 157V156H63ZM76 157V156H75ZM81 157V156H80ZM98 157H100V156H98ZM110 157V156H109ZM113 157H114V155H113ZM112 157V158H113ZM130 157V156H129ZM132 157V156H131ZM137 157V158H136ZM156 157V156H155ZM161 157V156H160ZM182 157V156H181ZM191 157V156H190ZM225 157V156H224ZM229 157V156H228ZM241 157V156H240ZM11 158V157H10ZM49 158V157H48ZM57 158H59V157H57ZM74 158V157H73ZM96 158V157H95ZM102 158V157H101ZM114 158H116V156L114 157ZM178 158V157H177ZM201 158V157H200ZM210 158H212V157H210ZM234 158V157H233ZM238 158V157H237ZM52 159V158H51ZM65 159V158H64ZM83 159V158H82ZM88 159V158H87ZM118 159V158H117ZM116 159V160H117ZM137 159V160H136ZM151 159V158H150ZM236 159V158H235ZM243 159V158H242ZM20 160V159H19ZM45 160V159H44ZM53 160H54V158H53ZM96 160V159H95ZM111 160V159H110ZM115 159H112V161H115V162H117ZM119 160V159H118ZM125 160H126V158H125ZM250 160V159H249ZM253 160H254V158H253ZM253 160H252V162H253ZM255 160H257V159H255ZM6 161V160H5ZM26 161V160H25ZM31 161V160H30ZM43 161V160H42ZM77 161V160H76ZM86 161V160H85ZM123 161V160H122ZM155 161V160H154ZM170 161V160H169ZM177 161V160H176ZM257 161H259V160H257ZM15 162V161H14ZM19 162V161H18ZM21 162V161H20ZM51 162V161H50ZM59 162V161H58ZM83 162V161H82ZM99 162V161H98ZM115 162H113V163H115ZM125 162V161H124ZM123 162V164H124V166L126 165L127 166V164H128V166L129 167H131L130 166V164H129V162H125L124 163ZM131 162V161H130ZM150 162V163H149ZM171 162V161H170ZM230 162H231V160H230ZM240 162V161H239ZM66 163H67V161H66ZM73 163V162H72ZM71 163V164H72ZM76 163V162H75ZM133 163V168H135V164ZM137 163V164H138ZM157 163V162H156ZM232 163V162H231ZM251 163V162H250ZM249 163V164H250ZM24 164V163H23ZM46 164V163H45ZM136 164V165H137ZM140 164H138V165H140ZM153 164V163H152ZM162 164V163H161ZM168 164V163H167ZM173 164V163H172ZM188 164V163H187ZM229 164V163H228ZM237 164H238V162H237ZM253 164V163H252ZM257 164V163H256ZM16 165V164H15ZM14 165V166H15ZM19 165V164H18ZM17 165V169L18 168H20L19 166L21 165L22 166V164H20L19 166ZM76 165V164H75ZM84 165V164H83ZM83 165H82V167H83ZM122 165V164H121ZM233 165V164H232ZM251 165V164H250ZM264 165V164H263ZM25 166V165H24ZM39 166H40V164H39ZM61 166H62V164H61ZM60 166V167H61ZM141 166V167H142ZM165 166V165H164ZM176 166H177V163H176ZM179 166V165H178ZM225 166V165H224ZM235 166V165H234ZM240 166V165H239ZM242 166V165H241ZM247 166H249V165H247ZM257 166H259V164L257 165ZM72 167V166H71ZM71 167H70V165H68V169H67V174L69 175V177H73V175L75 174L74 172H77L76 171V169H75V167L73 166V168L71 169ZM97 167V166H96ZM128 167V168H129ZM163 167V166H162ZM175 167V166H174ZM209 167V166H208ZM207 167V168H208ZM256 167V166H255ZM23 168V167H22ZM46 168V167H45ZM57 168V167H56ZM55 168V169H56ZM77 168V167H76ZM127 168V167H126ZM132 168V167H131ZM137 168H139L138 166H137ZM137 168H135V169H137ZM148 168V167H147ZM154 168V167H153ZM180 168V167H179ZM235 168V167H234ZM237 168V167H236ZM243 168V167H242ZM261 168V167H260ZM263 168V167H262ZM2 169V168H1ZM8 169V168H7ZM74 169V170H73ZM77 169H79V168H77ZM130 169V168H129ZM135 169H132L133 170V172H134V170ZM142 169H143V167H142ZM157 169V168H156ZM167 169V168H166ZM219 169V168H218ZM14 170V169H13ZM24 170V169H23ZM40 170V169H39ZM58 170V169H57ZM87 170V169H86ZM99 170V169H98ZM126 170V169H125ZM128 170V169H127ZM126 170V171H127ZM132 170H131V173H132ZM138 170V169H137ZM136 170V174H135V172H134V174H132V178H135V180H133V182L135 181L136 182V178H138L139 176H140V174L139 173H142L141 171H137ZM140 170V169H139ZM198 170V169H197ZM226 170V169H225ZM228 170V169H227ZM230 170V169H229ZM257 170V169H256ZM52 171V170H51ZM73 171V172H72ZM81 172L80 173H83L82 172V170H80ZM92 171V170H91ZM100 171V170H99ZM144 171H146L145 169H144ZM174 171V170H173ZM190 171V170H189ZM221 171V170H220ZM241 171V170H240ZM255 171V170H254ZM11 172V171H10ZM20 172V171H19ZM22 172V171H21ZM43 172V171H42ZM46 172H47V170H46ZM62 172V171H61ZM60 172V173H61ZM123 172H124V170H123ZM129 172H130V170H129ZM177 172V171H176ZM180 172V170L178 171V173ZM195 172V171H194ZM202 172V171H201ZM204 172V171H203ZM219 172V171H218ZM227 172V171H226ZM232 172V171H231ZM27 173V172H26ZM49 173V172H48ZM74 173V174H73ZM78 173V172H77ZM85 173V172H84ZM88 173V172H87ZM107 173V172H106ZM120 172H118V174H119ZM149 173V172H148ZM198 173V172H197ZM207 173V172H206ZM214 173V172H213ZM249 173V172H248ZM247 173V175L249 176V174ZM254 173V172H253ZM257 173V172H256ZM255 173V174H256ZM5 174V173H4ZM95 174V173H94ZM122 174H124V173H122ZM127 174H128V172H127ZM130 174V173H129ZM128 174V175H129ZM201 174V173H200ZM221 174V173H220ZM239 174H241V172L239 173ZM238 174V175H239ZM1 175V174H0ZM28 175V174H27ZM39 175V174H38ZM58 175V174H57ZM67 175V176H68ZM86 175V174H85ZM97 175V174H96ZM108 175H111V174H108ZM113 175V174H112ZM125 175V174H124ZM127 175V176H128ZM170 175V174H169ZM178 175V174H177ZM186 175V174H185ZM192 175H193V173H192ZM195 175V174H194ZM217 175V174H216ZM260 175V174H259ZM4 176V175H3ZM20 176V175H19ZM34 176V175H33ZM37 176V175H36ZM35 176V177H36ZM42 176H43V173H42ZM99 176V175H98ZM123 176V175H122ZM121 176V177H122ZM126 176V177H127ZM134 176V177H133ZM174 176V175H173ZM180 176V175H179ZM182 176V175H181ZM184 176V175H183ZM188 176H189V174H188ZM187 176V177H188ZM197 176V175H196ZM195 176V177H196ZM237 176V175H236ZM242 176V175H241ZM244 176V175H243ZM256 176V175H255ZM262 176V175H261ZM15 177V173H14V175L12 176V179H9V181L8 182H10L11 180H14L13 178ZM54 177V176H53ZM89 177V176H88ZM141 177V176H140ZM169 177V176H168ZM174 177H176V176H174ZM209 177V176H208ZM230 177H232V176H230ZM22 178V177H21ZM86 178V177H85ZM100 178V177H99ZM98 177L96 178H91L93 181H91V183L94 185L97 181H98V179H99ZM107 178H108V176H107ZM131 178V179H132ZM185 178V177H184ZM197 178V177H196ZM200 178V177H199ZM198 178V179H199ZM224 178V177H223ZM237 178H239V177H237ZM262 178V177H261ZM25 179V178H24ZM50 179V178H49ZM55 179V178H54ZM57 179V178H56ZM70 179V178H69ZM79 179H80V177H79ZM127 179H128V177H127ZM129 179H130V177H129ZM154 179V178H153ZM192 179H193V177H192ZM195 179V178H194ZM192 180V182L195 184H191V182L190 183H188V184H190V185H188L189 186V188L188 189H191L190 191L188 190L187 192H188V197H190V198H188L187 197V199H186V201H184V203L186 204H184L183 203V206L186 208H184L182 205H181V207H183V209H180L181 207H179V206H177V205H179V204H177L176 206L180 209V211H179V213L180 212H183V214H184V211L186 212V216H185V219H183V220H186V222H183V224L181 225L180 223H182L181 221V219H180V222H179V224L181 225V227L182 228H179V227H177V228H179L178 230L180 231V229H181V231H180V233L178 234L177 233V231L176 230H174V231H176L175 233H177V234H175V235H173V237H169V238H167V240H165V242L167 241L168 242V244H169V247L168 246H164L165 248H166V250L164 249V248H162V249H164L166 252L168 251H170V253H172L173 251L175 252V251H177L178 250V255L173 259L175 262H179V263H183V262H185V260H189L190 262H191V264H207V261H209V260H211L212 262L214 261L215 262V260H216V254H217V250H218V252H219V249L221 248V246L223 247L224 245V242L225 241H227V239L229 238L228 237V233H230V231L231 230H233V229H235L236 231H237V229L239 228L240 230H247V231H253V239H254V237H255V239H254V246H255V249L256 250H261L262 248H264V211L261 209L260 210V208L261 207H257V208H255L256 207V205L259 203H257V202H255L256 204L255 205H253L252 204V206H250V205H244V204H242V201L241 202H239L240 200V198H236V199H234V197H232L230 194V197L231 198H233L234 200V202L231 200V198L229 197V199L231 200V201H229L228 200V198H226V196H225V198L224 197H222V195H220V193H218V191H219V187L217 188L215 185L217 184V182H216V184L214 185L215 187H216V189L214 188V194H215V190H217V195L219 194L221 197L220 198H218V200H217V197H219V196H217V197H215V196H211V195H209V197H211L212 199L215 197V199L214 200H211V198H210V200H209V197H208V200L209 201H207V198L205 199V197H207L208 195H207V193H209V192H206V190H205V188H204V192L206 193H204L205 195H207V196H205L204 194H203V189H201L202 187H200L199 188V185L200 184H198V183H196L197 182V180L195 179V180ZM208 180V178H205V182ZM234 179H235V177H234ZM250 179V178H249ZM256 179H258V178H256ZM260 179V178H259ZM18 180V179H17ZM27 180V179H26ZM72 180H73V178H72ZM106 180V179H105ZM113 180V179H112ZM124 180H126V179H124ZM141 180H143V179H141ZM176 180H178V179H176ZM181 180V179H180ZM201 180V179H200ZM200 180H198V181H200ZM204 179H202L201 181H200V183L202 184V183H204V182H202ZM212 180V179H211ZM216 180V179H215ZM219 180V179H218ZM261 180V179H260ZM2 181V180H1ZM37 181V180H36ZM58 181V180H57ZM59 181H60V179H59ZM110 181V180H109ZM210 181V180H209ZM209 181H208V183H204V184H209ZM217 181V180H216ZM220 181V180H219ZM222 181V180H221ZM240 181H241V178H240ZM252 181V180H251ZM250 181V182H251ZM256 181V180H255ZM14 182V181H13ZM104 182H106V181H104ZM125 182H127V181H125ZM130 182V181H129ZM139 182V181H138ZM141 182V181H140ZM165 182V181H164ZM183 182H184V180H183ZM224 182V181H223ZM222 182V183H223ZM235 182H236V180H235ZM242 182V181H241ZM247 182V181H246ZM249 182V181H248ZM258 182V181H257ZM17 183V182H16ZM55 183V182H54ZM58 183V182H57ZM89 183V182H88ZM90 183V185H92ZM107 183H108V181H107ZM106 183V184H107ZM174 183V182H173ZM213 183H215V182H213ZM212 183V184H213ZM221 183V182H220ZM221 183V184H222ZM226 183V182H225ZM244 183V182H243ZM251 183H253V181L251 182ZM250 183V184H251ZM25 184V183H24ZM56 184V183H55ZM64 184V183H63ZM69 184V183H68ZM86 184V183H85ZM105 184V185H106ZM177 184V183H176ZM182 184V183H181ZM185 184V183H184ZM238 184V183H237ZM246 184H248V183H246ZM7 185H8V183H7ZM92 185V186H93ZM96 185H98L97 183H96ZM110 185V184H109ZM130 185H131V183H130ZM160 185V184H159ZM174 185V184H173ZM187 185V184H186ZM209 185H211V183L209 184ZM208 185V186H209ZM223 185V184H222ZM228 185V184H227ZM241 185H243V184H241ZM240 185V186H241ZM260 185H262V184H260ZM13 186V185H12ZM34 186V185H33ZM55 186H57V184L55 185ZM55 186H54V188H55ZM82 186V185H81ZM81 186H80V188H81ZM104 186V185H103ZM108 186V185H107ZM172 186V185H171ZM170 186V187H171ZM178 186V185H177ZM193 186V187H192ZM195 186V187H194ZM200 186H203V185H200ZM207 185L205 186V187H208ZM212 186V185H211ZM221 186V185H220ZM229 186V185H228ZM235 186V185H234ZM3 187V186H2ZM36 187V186H35ZM53 187V186H52ZM89 187V186H88ZM87 187V188H88ZM94 187H95V185H94ZM133 187H134V185H133ZM137 187V186H136ZM161 187V186H160ZM159 187V188H160ZM169 187V188H170ZM181 187V185L178 187V189ZM184 187V186H183ZM213 187V186H212ZM233 187V186H232ZM236 187V186H235ZM246 187V186H245ZM261 187V186H260ZM264 187V186H263ZM46 188H48V187H46ZM53 188V189H54ZM57 188V187H56ZM56 188L54 189V190H56ZM83 188H84V186H83ZM90 188H93V187H90ZM126 188V187H125ZM130 188V187H129ZM167 188V187H166ZM168 188V189H169ZM175 188H177V187H175ZM193 188V189H192ZM223 188H224V192H222V194L223 193H225V185L223 186ZM222 188V189H223ZM230 187H228V189H229ZM238 188V187H237ZM248 188V187H247ZM249 188H251V187H249ZM37 189V188H36ZM39 189V188H38ZM138 189V188H137ZM167 189V190H168ZM178 189H176L177 191H178ZM200 189L202 190V191H200ZM208 189V188H207ZM241 189V187L239 188V190ZM12 190H14V189H12ZM11 190V191H12ZM85 190V189H84ZM87 190V189H86ZM170 190H171V188H170ZM169 190V191H170ZM179 190H181L182 191V189H179ZM185 190H186V188H185ZM213 190V189H212ZM220 190H221V188H220ZM239 190H238V192H239ZM33 191V190H32ZM40 191H42V190H40ZM65 191V190H64ZM100 191V190H99ZM104 191V190H103ZM169 191H167L168 192V194L169 193H171V192H169ZM171 191H173V187H172V190ZM175 191V190H174ZM174 191H173V193L172 194H170L168 197H167V200H165L167 203L169 202V199H171V198H177L176 200H178V201H181V196H183L182 194H180L179 192H177V195H178V197H176V193L174 194ZM208 191H210L211 192V188H210V190L208 189ZM223 191V190H222ZM230 191H231V189H230ZM250 191V190H249ZM4 192L6 193V191L4 190ZM4 192H2L3 194H4ZM78 192V191H77ZM94 192V191H93ZM122 192V191H121ZM143 192V191H142ZM189 192H190V194H189ZM237 192V193H238ZM33 193V192H32ZM31 193V194H32ZM42 193H44V192H42ZM179 193V194H178ZM186 193V192H185ZM213 193H209V194H213ZM254 193V192H253ZM1 194V193H0ZM41 194V193H40ZM73 194V193H72ZM75 194V193H74ZM79 194V193H78ZM98 194V193H97ZM101 194H102V192H101ZM100 194V195H101ZM213 194V195H214ZM215 194V195H216ZM247 194V193H246ZM246 194H243L244 196L246 195ZM250 194V193H249ZM7 195H9V194H7ZM56 195V194H55ZM63 195V194H62ZM66 196H67V194H65ZM71 195V194H70ZM69 195V196H70ZM163 195H165V193L163 194ZM180 195V196H179ZM226 195V194H225ZM233 195V194H232ZM243 195H242V198H243ZM253 195V194H252ZM254 195H258V194H254ZM5 196V195H4ZM13 196V195H12ZM77 196V195H76ZM87 196V195H86ZM89 196V195H88ZM126 196V195H125ZM130 196V195H129ZM228 196V195H227ZM233 196H235V195H233ZM7 197V196H6ZM38 197V196H37ZM80 197V196H79ZM159 197H162L161 195H159L158 196V199H157V197L155 198V199H157V200H155V201H158L159 199H161V198H159ZM251 197V196H250ZM249 197V198H250ZM8 198V197H7ZM7 198H5V199H7ZM49 198V197H48ZM61 198V197H60ZM66 198V197H65ZM74 198V197H73ZM224 200H223V199ZM241 198V199H242ZM245 198H248L247 196H245ZM245 198H243L244 199V203H245ZM256 198H258V197H256ZM255 198V199H256ZM59 199V198H58ZM57 199V201H59ZM62 199H64V198H61V200ZM80 199H82V198H80ZM101 199V198H100ZM185 199V198H184ZM72 200V199H71ZM87 200V199H86ZM172 200H175V199H172ZM171 200V201H172ZM228 200V201H227ZM253 200H254V198H253ZM257 200V199H256ZM261 200V199H260ZM9 201H10V199H9ZM36 201V200H35ZM34 201V202H35ZM77 201V200H76ZM154 201V202H155ZM170 201V202H171ZM177 201V202H178ZM12 202V201H11ZM29 202V201H28ZM53 202V201H52ZM66 202H67V200H66ZM72 202V201H71ZM86 202V201H85ZM103 202V201H102ZM104 202H105V199H104ZM149 202V201H148ZM148 202H146L145 204H147ZM162 202V201H161ZM169 202V204H171ZM175 202V204H176V201H174ZM174 202L172 203V207H174ZM183 202V201H182ZM181 202V203H182ZM230 204H229V203ZM264 202V201H263ZM31 203V202H30ZM44 203V202H43ZM54 203V202H53ZM78 203H79V200H78ZM90 203H92V202H89L88 204H90ZM136 203V202H135ZM140 203V202H139ZM144 203V202H143ZM142 203V204H143ZM153 203V202H152ZM159 203H160V201H159ZM180 203V204H181ZM247 203V202H246ZM253 203V202H252ZM18 204V203H17ZM21 204V203H20ZM38 204V203H37ZM49 204V203H48ZM65 204V203H64ZM67 204V203H66ZM82 204V203H81ZM148 204H150V203H148ZM154 204H156V203H154ZM154 204H150V205H152V207H153V205ZM160 204H162V203H160ZM166 204V203H165ZM262 204V203H261ZM5 205V204H4ZM30 205V204H29ZM34 205V204H33ZM72 205V204H71ZM76 205V204H75ZM79 205V204H78ZM133 205H135L134 203H133ZM140 205V204H139ZM163 205V204H162ZM244 205V206H243ZM88 206V205H87ZM90 206V205H89ZM88 206V207H89ZM128 206V205H127ZM136 206V205H135ZM155 206V205H154ZM164 206V205H163ZM176 206L174 207V208H176ZM255 206V207H254ZM36 207V206H35ZM54 207V206H53ZM63 207V206H62ZM73 207V206H72ZM78 207V206H77ZM81 207V206H80ZM80 207H79V209H80ZM145 207V206H144ZM150 207V206H149ZM172 207H171V209H172ZM3 208V207H2ZM15 208V207H14ZM21 208V207H20ZM49 208H50V206H49ZM99 208V207H98ZM136 208V207H135ZM145 208H147V205H146V207ZM177 208V209H178ZM12 209H13V207H12ZM19 208H17V211H19L18 210ZM22 209V208H21ZM25 209V208H24ZM47 209H48V207H47ZM59 209V208H58ZM62 209V208H61ZM76 209V208H75ZM78 209V208H77ZM86 209H88V208H86ZM170 209V208H169ZM171 209H170V211H171ZM185 209V210H184ZM31 210V209H30ZM56 210H57V208H56ZM64 210V209H63ZM67 210H69V209H67ZM148 210V209H147ZM152 210H153V208H152ZM152 210L150 209L149 211L152 213ZM174 210V209H173ZM172 210V213L174 212L175 213V211H173ZM184 210V211H183ZM10 211V210H9ZM14 211H15V209H14ZM22 211H23V209H22ZM92 211V210H91ZM146 211V210H145ZM8 212V211H7ZM6 212V213H7ZM45 212V211H44ZM61 212H62V210H61ZM66 212V211H65ZM71 212V211H70ZM73 212V211H72ZM75 212V211H74ZM80 212V211H79ZM84 212V211H83ZM83 212H81V213H83ZM97 212H98V210H97ZM150 212H149V214H150ZM158 212H159V210H158ZM163 212V211H162ZM36 213V212H35ZM49 213V212H48ZM47 213V214H48ZM59 213V212H58ZM63 213V212H62ZM88 213V212H87ZM3 214V213H2ZM33 214V213H32ZM56 214V213H55ZM74 214V213H73ZM73 214H71V215H73ZM80 214V213H79ZM148 214V213H147ZM153 214H155L154 212H153ZM153 214H152V216H153ZM168 214V213H167ZM180 214H182V213H180ZM6 215V214H5ZM15 215H18V213H15ZM38 215V214H37ZM42 215H44V213L42 214ZM90 215H92V214H90ZM100 215V214H99ZM164 215V214H163ZM171 215V214H170ZM176 214H173V216H175ZM55 216V215H54ZM60 216V215H59ZM63 216V215H62ZM74 216V215H73ZM79 216V215H78ZM110 216V215H109ZM139 216V215H138ZM150 216V217H149ZM149 216H147L146 218H151V215H149ZM165 216V215H164ZM182 216V215H181ZM15 217V216H14ZM18 217V216H17ZM16 217V218H17ZM85 217V216H84ZM96 217V216H95ZM162 217V216H161ZM176 217V216H175ZM174 217V218H175ZM184 217V216H183ZM5 218H7L6 216H5ZM50 218V217H49ZM68 218H70V217H68L67 216V220H68ZM72 218V217H71ZM74 218V217H73ZM155 218V217H154ZM153 218V219H154ZM163 218V217H162ZM161 218V219H162ZM173 218V217H172ZM180 218V217H179ZM46 219V218H45ZM53 219H54V217H53ZM57 219V218H56ZM65 219V218H64ZM139 219H142V218H139ZM143 219H145V217L143 218ZM25 220V219H24ZM79 220V219H78ZM90 220V219H89ZM150 220V219H149ZM171 220V219H170ZM16 221V220H15ZM36 221V220H35ZM50 221V220H49ZM48 221V222H49ZM82 221V220H81ZM109 221V220H108ZM114 221V220H113ZM145 221V220H144ZM155 221V220H154ZM157 221V220H156ZM172 222H173V220H171ZM7 222V221H6ZM27 222V221H26ZM55 222V221H54ZM70 222V221H69ZM78 222H80V221H78ZM106 222V221H105ZM143 222V221H142ZM148 222H150V221H148ZM161 222V221H160ZM10 223V222H9ZM13 223V222H12ZM71 223V222H70ZM81 223V222H80ZM146 222H143V224H145ZM153 223V222H152ZM167 223V222H166ZM184 223H187V226H186V224L184 225ZM231 224V225H229V224ZM7 224V223H6ZM18 224V223H17ZM79 224V223H78ZM84 224V223H83ZM126 225H127V223H125ZM163 224V223H162ZM174 224V223H173ZM176 224V223H175ZM178 224V225H179ZM11 225V224H10ZM38 225V224H37ZM50 225H51V223H50ZM54 224H52V226H53ZM61 225V224H60ZM72 225V224H71ZM123 225V224H122ZM150 224L148 223V225L147 226H149ZM179 225V226H180ZM184 225V226H183ZM1 226V225H0ZM34 226V225H33ZM45 226V225H44ZM65 226H67L66 224H65ZM80 226V225H79ZM82 226V225H81ZM141 226H143V225H141ZM154 226V225H153ZM14 227V226H13ZM40 227V226H39ZM50 227V226H49ZM54 228H55V226H53ZM76 227V226H75ZM126 227V226H125ZM152 227V226H151ZM170 227H172V226H170ZM16 228V227H15ZM14 228V230H16ZM31 228V227H30ZM35 228H38V227H35ZM53 228V229H54ZM71 228V227H70ZM70 228L68 227V230H70ZM96 228H97V226H96ZM140 228V227H139ZM50 229V231L52 230L51 228H49ZM49 229L47 228V231H49ZM64 229H65V227H64ZM75 229V228H74ZM151 229V228H150ZM229 229H231V230H229ZM148 230V229H147ZM153 230V229H152ZM157 230V229H156ZM171 230V229H170ZM18 231V230H17ZM37 231V230H36ZM46 231V230H45ZM44 231V232H45ZM49 231V232H50ZM71 231V230H70ZM80 231V230H79ZM94 231V230H93ZM128 231V230H127ZM137 231H138V229H137ZM229 231V232H228ZM251 231H250V235H251ZM13 232H15V231H12V233ZM48 232V233H49ZM90 232H91V230H90ZM134 232V231H133ZM144 232H145V230H144ZM168 232V231H167ZM233 232V231H232ZM238 232V231H237ZM2 233V232H1ZM46 234H47V232H45ZM55 233V232H54ZM61 233V232H60ZM68 233V232H67ZM66 233V234H67ZM71 233V232H70ZM74 233H75V231H74ZM88 233V232H87ZM107 233V232H106ZM135 233V232H134ZM143 233V232H142ZM153 233V232H152ZM254 233H255V235H254ZM7 234V233H6ZM5 234V235H6ZM39 234V233H38ZM41 234V233H40ZM53 234V233H52ZM92 234V233H91ZM94 234H95V232H94ZM123 234V233H122ZM136 234V233H135ZM166 234V233H165ZM232 234V233H231ZM24 235V234H23ZM29 235V234H28ZM36 235V234H35ZM50 235V234H49ZM58 235V234H57ZM108 235V234H107ZM130 235V234H129ZM146 236H147V234H145ZM145 235H143V236H145ZM163 235V234H162ZM249 235V236H250ZM7 236V235H6ZM37 236V235H36ZM50 236H52V235H50ZM55 236V234L52 236V238ZM85 236V235H84ZM87 236V235H86ZM96 236V235H95ZM109 236V235H108ZM159 236V235H158ZM167 236H169V235H167ZM246 236H248V234L246 235ZM79 237V236H78ZM83 237V236H82ZM110 237V236H109ZM134 237H136L135 235H134ZM141 237V236H140ZM164 237H166V236H164ZM164 237L163 238H161V239H159V240H161V242H162V239H164ZM235 237V236H234ZM233 237V238H234ZM7 238V237H6ZM86 238V237H85ZM90 238V237H89ZM94 238V237H93ZM148 238V237H147ZM153 238V237H152ZM151 238V239H152ZM250 238V237H249ZM1 239V238H0ZM63 239V238H62ZM61 239V240H62ZM68 239V238H67ZM76 239V238H75ZM117 239V238H116ZM129 239V238H128ZM145 239H146V237H145ZM166 239V238H165ZM246 239H247V237H246ZM253 239H250V240H253ZM64 240V239H63ZM72 240V239H71ZM94 240V239H93ZM119 240V239H118ZM127 240V239H126ZM156 240V239H155ZM231 240H232V238H231ZM236 240V239H235ZM234 240V241H235ZM248 240V239H247ZM6 241V240H5ZM36 241V240H35ZM43 241V240H42ZM52 241L53 240H51V242L50 241H47V242H50L49 244H52ZM60 241V240H59ZM103 241V240H102ZM122 241V240H121ZM128 241V240H127ZM147 241V240H146ZM237 241V240H236ZM242 241V240H241ZM1 242V241H0ZM3 242V241H2ZM31 242V241H30ZM38 242V241H37ZM82 242V241H81ZM93 242V241H92ZM99 242H100V240L98 241V243L97 244H99ZM144 242V241H143ZM155 242V241H154ZM158 242L159 241H157L156 242V244L158 245ZM160 242V243H161ZM186 242V243H185ZM249 242V241H248ZM53 243H54V241H53ZM85 243V242H84ZM88 243V242H87ZM94 243V242H93ZM95 243H96V241H95ZM152 244H155V243H153V242H151ZM231 243V242H230ZM229 243V241H228V244H230ZM244 243V242H243ZM253 243V242H252ZM251 242H250V244H252ZM22 244V243H21ZM24 244V243H23ZM36 244V243H35ZM60 244V243H59ZM73 244V243H72ZM71 244V245H72ZM86 244V243H85ZM92 244V243H91ZM103 244V243H102ZM119 244V243H118ZM139 244V243H138ZM149 244H150V242H149ZM161 244H163V242L161 243ZM249 244V243H248ZM1 245V244H0ZM7 245V244H6ZM33 245V244H32ZM101 245V244H100ZM117 245V244H116ZM134 245V244H133ZM132 245V246H133ZM164 245H165V243H164ZM166 245H167V243H166ZM225 245H227V244H225ZM243 245V244H242ZM81 246V245H80ZM88 246V245H87ZM99 246V245H98ZM106 246V245H105ZM108 246V245H107ZM110 246V245H109ZM112 246V245H111ZM122 246H124L123 244H122ZM121 246V247H122ZM149 246V245H148ZM161 246V245H160ZM188 246V247H187ZM228 246V245H227ZM232 246V245H231ZM241 246V245H240ZM5 247V246H4ZM49 247H51V246H49ZM53 247V246H52ZM89 247V246H88ZM92 247V246H91ZM95 247L96 248H98L96 245H95ZM121 247H119V249L121 248ZM142 247H143V245H142ZM229 247H230V245H229ZM228 247V248H229ZM23 248V247H22ZM54 248V247H53ZM69 248H71V247H69ZM73 248V247H72ZM79 248V247H78ZM100 248V247H99ZM99 248H98V250H99ZM106 248V247H105ZM113 248V247H112ZM111 248V249H112ZM132 247H130L129 249H131ZM242 248V247H241ZM34 249V248H33ZM42 249V248H41ZM94 250H95V248H93ZM92 249V250H93ZM107 249V248H106ZM122 249V248H121ZM140 249V248H139ZM145 249V248H144ZM154 249V248H153ZM227 249V248H226ZM231 249V248H230ZM38 250V249H37ZM47 250V249H46ZM85 250H86V248H85ZM89 250V249H88ZM91 250V249H90ZM91 250V251H92ZM100 250H102L101 248H100ZM116 250H118L117 248H116ZM84 251V250H83ZM97 251V250H96ZM106 251V250H105ZM109 251H111V250H109ZM120 251H122V250H120ZM119 251V252H120ZM124 251V250H123ZM142 251V250H141ZM151 251H152V249H151ZM163 251V250H162ZM172 251V252H171ZM223 251V250H222ZM263 251V250H262ZM261 251V252H262ZM40 252V251H39ZM43 252V251H42ZM68 252V251H67ZM89 252V251H88ZM94 252V251H93ZM100 252V251H99ZM102 252V251H101ZM154 252V251H153ZM231 252V251H230ZM49 253V252H48ZM59 253V252H58ZM116 253V252H115ZM114 253V254H115ZM138 253V252H137ZM142 253V252H141ZM144 253V252H143ZM157 253V252H156ZM243 253V252H242ZM253 253V252H252ZM264 253V252H263ZM63 254V253H62ZM70 253H68V255H69ZM83 254V253H82ZM91 254H92V252H91ZM94 254V253H93ZM110 254V253H109ZM162 254H164V253H162ZM244 254H246V253H244ZM21 255V254H20ZM24 255V254H23ZM37 255H39V254H37ZM36 255V256H37ZM87 255V254H86ZM85 255V256H86ZM97 255H98V253H97ZM99 255H100V253H99ZM103 255V254H102ZM112 255V254H111ZM138 255V254H137ZM149 255V254H148ZM161 255V254H160ZM260 255H262V254H260ZM61 256V255H60ZM69 256H71V254L69 255ZM82 256H84V255H82ZM92 256V255H91ZM108 256V255H107ZM142 256V255H141ZM145 256V255H144ZM151 256V255H150ZM256 256V255H255ZM77 257V256H76ZM81 257V256H80ZM148 257V256H147ZM163 257V255L161 256V257H159V259L158 260H156V261H159L160 260V258H162ZM170 257V256H169ZM10 258V257H9ZM23 258V257H22ZM96 258H98V257H96ZM95 258V259H96ZM101 258V257H100ZM99 258V259H100ZM167 258H168V256H167ZM218 258V257H217ZM236 258V257H235ZM43 259V258H42ZM71 259V258H70ZM80 259V258H79ZM94 259V258H93ZM102 259V258H101ZM100 259V260H101ZM138 259V258H137ZM229 259V258H228ZM55 260V259H54ZM106 260V259H105ZM135 260V259H134ZM165 260V259H164ZM164 260H163V262H164ZM239 260V259H238ZM244 260V259H243ZM247 260H248V258H247ZM250 260V259H249ZM255 260V259H254ZM259 260H261V259H259ZM32 261V260H31ZM103 261H104V259H103ZM133 261V260H132ZM217 261V260H216ZM242 261V260H241ZM262 261V260H261ZM106 262V261H105ZM131 262V261H130ZM136 262V261H135ZM145 262V261H144ZM161 262V261H160ZM260 262V261H259ZM263 262V261H262ZM4 263V262H3ZM9 263V262H8ZM36 263V262H35ZM94 263V262H93ZM99 263V262H98ZM100 263H101V261H100ZM107 263V262H106ZM106 263H104V264H106ZM147 263V262H146ZM178 263V264H179ZM216 263V262H215ZM221 263V262H220ZM222 263H223V261H222ZM245 263H246V260H245ZM19 264V263H18ZM28 264H29V261H28ZM94 264H96V263H94ZM132 264V263H131ZM137 264V263H136ZM166 264V263H165ZM212 264V263H211ZM219 264V263H218ZM228 264V263H227ZM248 264H250V262L248 263Z\"/></svg>", "mask_w": 264, "mask_h": 264}]
</instances>
